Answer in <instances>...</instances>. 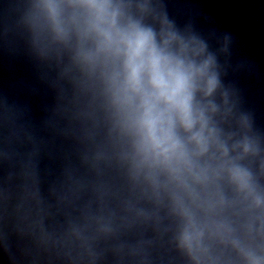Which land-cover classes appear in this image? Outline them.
I'll return each instance as SVG.
<instances>
[{"label": "clouds", "instance_id": "obj_1", "mask_svg": "<svg viewBox=\"0 0 264 264\" xmlns=\"http://www.w3.org/2000/svg\"><path fill=\"white\" fill-rule=\"evenodd\" d=\"M69 6L86 12V34L95 41L84 59L102 55L118 63L109 87L139 153L165 164L219 159L229 165L232 181L251 194L252 174L240 161L257 155L259 147L253 137L236 138L223 127L231 109L204 41L179 32L166 16L157 18L150 0H71ZM42 7L56 37L64 39L61 5L45 0ZM193 239L186 233L183 242L191 247ZM248 264H264V257L249 254Z\"/></svg>", "mask_w": 264, "mask_h": 264}]
</instances>
